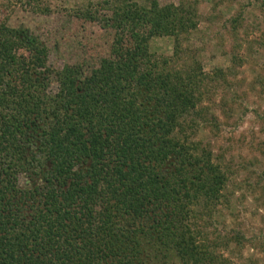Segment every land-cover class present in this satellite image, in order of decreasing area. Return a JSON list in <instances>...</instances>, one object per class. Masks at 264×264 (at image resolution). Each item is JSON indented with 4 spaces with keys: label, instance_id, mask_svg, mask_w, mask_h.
<instances>
[{
    "label": "trees",
    "instance_id": "obj_1",
    "mask_svg": "<svg viewBox=\"0 0 264 264\" xmlns=\"http://www.w3.org/2000/svg\"><path fill=\"white\" fill-rule=\"evenodd\" d=\"M189 5L113 6L112 59L95 78L56 73L50 95L46 72L18 54L33 52L38 67L35 40L0 27V264H148L139 262L143 231L158 237L166 226L179 228L183 264H215L194 217L184 223L185 204L218 200L226 178L209 153L191 154L195 145L174 135L198 106L201 78L160 68L146 51L150 38H185L195 26ZM21 173L42 184L17 190Z\"/></svg>",
    "mask_w": 264,
    "mask_h": 264
},
{
    "label": "rangeland",
    "instance_id": "obj_2",
    "mask_svg": "<svg viewBox=\"0 0 264 264\" xmlns=\"http://www.w3.org/2000/svg\"><path fill=\"white\" fill-rule=\"evenodd\" d=\"M188 4L195 26L179 44L172 34L146 43L149 60L160 68L201 78L198 106L174 135L195 145L191 154L209 153L226 178L218 200L187 201L184 223L194 217L193 227L202 230L217 264H264V0H0V27L35 40L38 67L30 64L33 52L23 48L18 54L29 68L46 72L50 95L58 90L56 73L69 68L95 78L112 59L119 48L118 32L107 27L113 6L150 12ZM162 170L168 174L170 167ZM16 176L17 190L42 184L28 173ZM105 186L100 181L98 188ZM145 229L139 262L183 264L176 256L178 226L162 228L158 237Z\"/></svg>",
    "mask_w": 264,
    "mask_h": 264
}]
</instances>
